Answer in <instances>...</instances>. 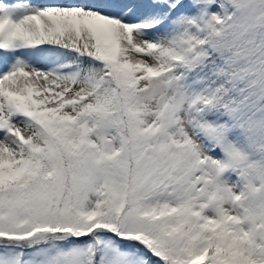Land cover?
I'll return each instance as SVG.
<instances>
[{
    "label": "snow or ice",
    "instance_id": "snow-or-ice-1",
    "mask_svg": "<svg viewBox=\"0 0 264 264\" xmlns=\"http://www.w3.org/2000/svg\"><path fill=\"white\" fill-rule=\"evenodd\" d=\"M0 264H264V0H0Z\"/></svg>",
    "mask_w": 264,
    "mask_h": 264
}]
</instances>
